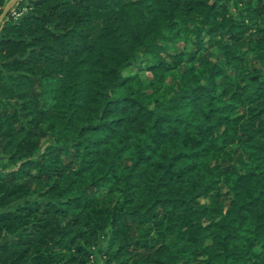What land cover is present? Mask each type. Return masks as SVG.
I'll return each mask as SVG.
<instances>
[{
  "label": "trees",
  "instance_id": "trees-1",
  "mask_svg": "<svg viewBox=\"0 0 264 264\" xmlns=\"http://www.w3.org/2000/svg\"><path fill=\"white\" fill-rule=\"evenodd\" d=\"M26 1L0 264H264V0Z\"/></svg>",
  "mask_w": 264,
  "mask_h": 264
},
{
  "label": "rangeland",
  "instance_id": "rangeland-1",
  "mask_svg": "<svg viewBox=\"0 0 264 264\" xmlns=\"http://www.w3.org/2000/svg\"><path fill=\"white\" fill-rule=\"evenodd\" d=\"M9 1H11V3L9 4V6H8V9L6 10V11H4V8H3V12H2V14H0V16L1 15H3V19H7L8 18V15L9 14H11V12H13L14 10H15V7L16 6H18V4L20 3V2H23V4H26L27 3V1L26 0H8L7 1V3L9 2ZM6 3V4H7ZM25 7V6H24ZM3 19L0 21V24H1V22L3 21ZM137 70V69H136ZM135 72V69H132V70H128L127 71V73L129 74V73H131V72Z\"/></svg>",
  "mask_w": 264,
  "mask_h": 264
},
{
  "label": "built area",
  "instance_id": "built-area-1",
  "mask_svg": "<svg viewBox=\"0 0 264 264\" xmlns=\"http://www.w3.org/2000/svg\"><path fill=\"white\" fill-rule=\"evenodd\" d=\"M26 7H23L21 9H19L17 6L15 7V10L13 12H11V15L14 17V18H18L19 16L22 15V13L24 11H26Z\"/></svg>",
  "mask_w": 264,
  "mask_h": 264
},
{
  "label": "water",
  "instance_id": "water-1",
  "mask_svg": "<svg viewBox=\"0 0 264 264\" xmlns=\"http://www.w3.org/2000/svg\"><path fill=\"white\" fill-rule=\"evenodd\" d=\"M11 3V1H9L5 6H4V11H6L8 9L9 4ZM3 19V15L0 16V21Z\"/></svg>",
  "mask_w": 264,
  "mask_h": 264
}]
</instances>
